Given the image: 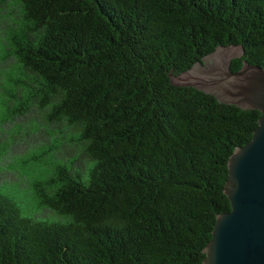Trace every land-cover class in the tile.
Instances as JSON below:
<instances>
[{
  "label": "trees",
  "instance_id": "16d2710c",
  "mask_svg": "<svg viewBox=\"0 0 264 264\" xmlns=\"http://www.w3.org/2000/svg\"><path fill=\"white\" fill-rule=\"evenodd\" d=\"M264 67V0H0V264H202L260 112L180 73Z\"/></svg>",
  "mask_w": 264,
  "mask_h": 264
},
{
  "label": "water",
  "instance_id": "95a60500",
  "mask_svg": "<svg viewBox=\"0 0 264 264\" xmlns=\"http://www.w3.org/2000/svg\"><path fill=\"white\" fill-rule=\"evenodd\" d=\"M243 53L241 45H219L170 76L175 86L193 87L219 102L260 112L250 140L228 157L223 192L230 209L216 215L202 264H264V67L243 60L232 70V59Z\"/></svg>",
  "mask_w": 264,
  "mask_h": 264
}]
</instances>
